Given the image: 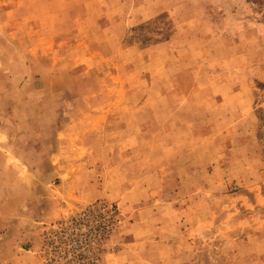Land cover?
Returning <instances> with one entry per match:
<instances>
[{
	"label": "rangeland",
	"instance_id": "374dc122",
	"mask_svg": "<svg viewBox=\"0 0 264 264\" xmlns=\"http://www.w3.org/2000/svg\"><path fill=\"white\" fill-rule=\"evenodd\" d=\"M0 264H264V0H0Z\"/></svg>",
	"mask_w": 264,
	"mask_h": 264
}]
</instances>
